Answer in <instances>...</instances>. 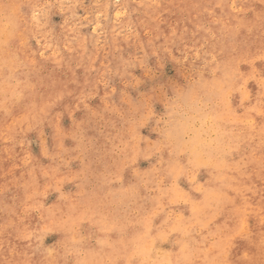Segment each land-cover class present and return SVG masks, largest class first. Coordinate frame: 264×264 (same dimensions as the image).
<instances>
[{
  "label": "rangeland",
  "instance_id": "rangeland-1",
  "mask_svg": "<svg viewBox=\"0 0 264 264\" xmlns=\"http://www.w3.org/2000/svg\"><path fill=\"white\" fill-rule=\"evenodd\" d=\"M0 264H264V0H0Z\"/></svg>",
  "mask_w": 264,
  "mask_h": 264
}]
</instances>
